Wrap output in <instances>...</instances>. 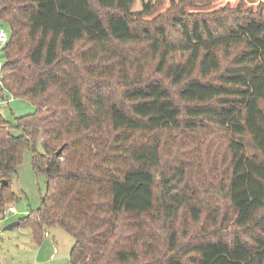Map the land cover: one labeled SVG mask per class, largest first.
<instances>
[{
  "label": "trees",
  "instance_id": "1",
  "mask_svg": "<svg viewBox=\"0 0 264 264\" xmlns=\"http://www.w3.org/2000/svg\"><path fill=\"white\" fill-rule=\"evenodd\" d=\"M0 21V90L35 107L0 111V206L31 150L20 224L65 229L75 264H264V0H0Z\"/></svg>",
  "mask_w": 264,
  "mask_h": 264
},
{
  "label": "rangeland",
  "instance_id": "2",
  "mask_svg": "<svg viewBox=\"0 0 264 264\" xmlns=\"http://www.w3.org/2000/svg\"><path fill=\"white\" fill-rule=\"evenodd\" d=\"M3 62L0 45V78ZM0 111L10 123L15 124L17 117L35 111V107L28 99L15 98L6 90H0ZM20 132L18 129L15 130V133ZM164 139L167 146L166 156H172L177 152V138H172L169 134ZM222 141L227 142V138H222ZM37 148L41 150V141H38ZM32 154L31 150L24 154L23 162L11 178L10 187L17 197L0 206V264H75L70 256L74 238L62 227L58 225L47 227L46 234L40 240L34 237L32 227L25 223L5 229L10 223L27 216L40 206L41 196L46 189V177L36 174L33 170ZM11 206L16 208V212H8ZM5 209L7 213L3 215ZM191 226L188 220L180 226L182 242L190 239V236H184L183 231L187 227L190 229ZM164 233L165 230L162 229L160 235L163 237Z\"/></svg>",
  "mask_w": 264,
  "mask_h": 264
},
{
  "label": "built area",
  "instance_id": "3",
  "mask_svg": "<svg viewBox=\"0 0 264 264\" xmlns=\"http://www.w3.org/2000/svg\"><path fill=\"white\" fill-rule=\"evenodd\" d=\"M8 31L7 29L0 24V45L3 46L5 43H7L8 41ZM8 212H16V208L14 206H11L9 209H8ZM7 213L6 209L4 210V214L5 215Z\"/></svg>",
  "mask_w": 264,
  "mask_h": 264
},
{
  "label": "water",
  "instance_id": "4",
  "mask_svg": "<svg viewBox=\"0 0 264 264\" xmlns=\"http://www.w3.org/2000/svg\"><path fill=\"white\" fill-rule=\"evenodd\" d=\"M61 152H62V148H60V149L56 152V155L59 156V155L61 154ZM2 184H8V180H7V179H3V180H2ZM20 223H21L20 220L14 221V222L10 223L9 225H7V226L5 227V229H11V228H13L14 226L19 225Z\"/></svg>",
  "mask_w": 264,
  "mask_h": 264
},
{
  "label": "crops",
  "instance_id": "5",
  "mask_svg": "<svg viewBox=\"0 0 264 264\" xmlns=\"http://www.w3.org/2000/svg\"><path fill=\"white\" fill-rule=\"evenodd\" d=\"M53 256V255H52Z\"/></svg>",
  "mask_w": 264,
  "mask_h": 264
}]
</instances>
